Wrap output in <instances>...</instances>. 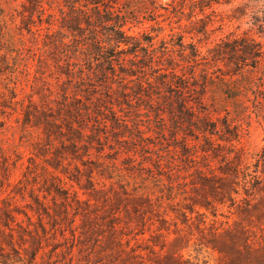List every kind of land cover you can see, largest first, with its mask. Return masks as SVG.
<instances>
[{"label": "rangeland", "instance_id": "obj_1", "mask_svg": "<svg viewBox=\"0 0 264 264\" xmlns=\"http://www.w3.org/2000/svg\"><path fill=\"white\" fill-rule=\"evenodd\" d=\"M171 2L146 0V5L170 7ZM29 3L0 0V264H159L166 258L177 264H233L232 256L215 245L228 240L221 232L234 220L241 221L239 216L228 205H216L212 211L194 206L191 212L197 196L191 186L195 168H217L223 161L220 154L227 152L229 159L243 152L248 162L264 148V104L256 109L252 103L256 95L264 96V61L255 69L249 60L233 76L226 75L229 67L223 61L213 68L223 84L210 86L202 110L219 130L227 118L238 136L230 142L217 136L210 140L221 148L216 156L201 151L206 147L202 133L187 129L171 113H161L156 121L145 109L128 116L119 112L125 125L106 121L109 112L86 120L83 132H94L99 143L93 141L88 155L81 151L63 166L87 188L91 174L93 188L101 192L91 197L92 189L79 188L53 167L59 141L47 140L42 124L35 127L24 121L27 114L42 110L55 114L65 79L55 71L56 52L47 45L51 38L47 33L60 29L61 0H43L45 10L41 17L33 14L32 27H27ZM162 13L160 8L155 16L165 25L168 20ZM206 13L210 23L204 53L216 42L238 38L255 42L261 52L256 54L264 57V0H231ZM155 16L142 13L141 23L130 31H150L154 22L145 18ZM175 21L171 20L173 26ZM191 152L195 157L188 156ZM166 165L169 172L160 168ZM135 195L152 199L142 219L131 218L134 213L124 208L123 199ZM247 228L250 248L262 251L248 255L253 262L264 254V229Z\"/></svg>", "mask_w": 264, "mask_h": 264}, {"label": "trees", "instance_id": "obj_2", "mask_svg": "<svg viewBox=\"0 0 264 264\" xmlns=\"http://www.w3.org/2000/svg\"><path fill=\"white\" fill-rule=\"evenodd\" d=\"M42 1L29 0L27 27L34 25V13L41 17L44 12ZM230 2L172 0L170 7H148L146 0H61L60 29L50 33L52 15L45 27L49 31L47 35L51 36L47 45L56 52L52 56L55 71L65 77L60 85L61 99L57 101L55 114L42 110L36 115L27 114L24 120L30 126L42 124L47 140L55 138L59 141L53 155V167L76 181L79 188L92 189L89 195L97 197L101 192L93 188L91 174L86 172V183L91 188L82 186L79 176H69L63 161L75 159L81 151L88 155L93 141L99 143L94 132L89 135L83 132L86 120L109 112L110 117L105 116L106 121L125 125L126 120L121 119L118 113L128 116L130 112H141V109L153 112L156 121L160 120L161 113H171L187 129L204 135L206 147L201 148L202 152L219 155L216 153L221 148L214 147L211 142L214 137L230 142L238 136L230 128L227 118L221 121L223 127L219 130L216 123L206 116V110H202L201 105L210 86L223 81L217 78L213 68L217 62L223 61L229 67L226 75L233 76L247 66L249 60L255 69L261 60L264 61L255 42L249 41L248 44L236 40L238 38L216 42L207 48V53L202 51L210 23V18L205 20L208 17L206 11L212 10L214 5ZM160 8L164 9L160 15L168 20L165 25L156 20ZM142 13L157 14L154 18H145L153 21L154 25H149L150 31H130L141 23L139 17ZM173 19L177 26L171 24ZM182 21L188 22L184 24ZM254 48L258 52H254ZM232 99L239 104L238 98ZM252 103L254 108L261 109L264 96L256 95ZM219 131L227 133V136H219ZM195 153L188 156L195 157ZM226 153L220 154L223 161L217 168H195L196 179L191 189L197 196L192 199L193 205L189 210L192 212L194 206L206 211H212L216 205L233 206L245 225L237 220L232 225L229 223L221 232L228 240L217 242L216 249L232 256L233 264H264V254L253 258V262L247 260L248 255L255 256L262 251L250 248L245 232L249 225L264 229V148L252 154L253 160L248 162L243 152L237 151L229 159ZM160 168L170 171L167 165ZM123 201H126L125 211L135 215L131 218L142 219L143 210L150 207L152 199L135 195L125 197ZM166 259L159 264H177L175 260Z\"/></svg>", "mask_w": 264, "mask_h": 264}]
</instances>
